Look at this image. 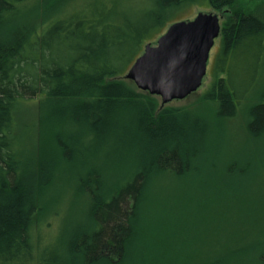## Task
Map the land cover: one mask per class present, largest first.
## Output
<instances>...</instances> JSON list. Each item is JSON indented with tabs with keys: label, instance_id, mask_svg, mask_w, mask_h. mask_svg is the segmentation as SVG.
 I'll return each mask as SVG.
<instances>
[{
	"label": "trees",
	"instance_id": "16d2710c",
	"mask_svg": "<svg viewBox=\"0 0 264 264\" xmlns=\"http://www.w3.org/2000/svg\"><path fill=\"white\" fill-rule=\"evenodd\" d=\"M34 1L0 0V33L15 30L7 43H0V264H125L137 225L141 227L144 195L150 183L165 176L215 203L220 192L239 196L246 175L258 164L255 154L264 138V2L239 10L237 0H80L38 29L18 30L14 18ZM199 5L216 12L232 10L221 26L212 81L202 99L220 122H233L246 113L245 135L253 143V157L243 149L246 154L223 162L222 171L215 163L222 155L223 129L212 130L173 111L157 117L151 95L141 94L147 99L141 104L127 84L115 81L128 73L147 44L183 21L188 8ZM40 98L47 101L45 120L57 126L60 118L61 125H67L68 133H58L59 155L66 166L59 176L48 152H43V164L31 162V155L14 142L16 110ZM118 114L125 121L117 119ZM178 118L187 124V135L176 128L174 138L166 136L154 154L141 156L118 185L108 187L103 174L92 170L91 162L101 158L109 170L125 166V155L138 139H153L159 128H171ZM83 127L82 142L73 135ZM177 133L185 137L183 142ZM208 135L211 152L206 150ZM41 164L38 174L44 183L39 176L38 187L52 190L57 180L74 185L84 211L72 230L68 224L46 238L31 228L39 211L33 186ZM211 179L217 181L212 185ZM254 213L264 215L252 208L249 216ZM249 240L202 264H230L240 258L249 260L239 264H264V234Z\"/></svg>",
	"mask_w": 264,
	"mask_h": 264
},
{
	"label": "rangeland",
	"instance_id": "374dc122",
	"mask_svg": "<svg viewBox=\"0 0 264 264\" xmlns=\"http://www.w3.org/2000/svg\"><path fill=\"white\" fill-rule=\"evenodd\" d=\"M79 1L35 0L31 7L20 10V15L14 18L15 26L19 28L18 30L38 29L52 20L57 12L64 11L67 5L77 6ZM263 2L264 0H237L236 8L251 10ZM205 11L214 12L218 16L221 26L232 16L230 9L216 12L208 6L199 5L188 8L182 14L181 19L193 20L199 13ZM14 31L13 29L6 33H0V43H7L15 35ZM217 49L218 40L210 53L207 75L202 87L196 93L185 100L173 101L165 105L162 104L160 97H152L157 105V117H160L164 111H173L176 116L179 115L182 119H196L194 121L198 124L208 125L212 130L215 129V126L223 129L224 144L219 146L222 155L216 157L217 160L219 158L220 160L215 163V165L218 164V167L220 166L219 170H221L223 162H230L237 153L240 155L245 153L243 149L252 157L254 155L252 153L253 143L245 135L246 113L242 112L233 122H220L211 107L202 99L212 81ZM115 81L127 84L141 104H143L141 101L147 100L146 96L141 95L147 92L139 90L133 82L125 79V76ZM46 102L45 99L40 98L22 104L16 110L17 129L14 142L19 148L23 147L28 156L31 155L29 157L31 162L35 159L39 162L38 164H43V159H45L43 152H48L47 155L55 160L52 165L58 170L57 176H59L66 166L59 155L57 142L61 134L58 133H68L67 125L62 126L61 122L63 121L60 118L57 119V126L48 122L47 119L45 120L42 110ZM188 113L195 116L190 117ZM121 116L123 115L118 114L116 117L125 121ZM180 118L174 121L176 124L171 128L168 126L159 128L157 136L153 139L145 142L138 139V144L134 145L135 147L132 146L125 155L127 159L125 166L114 165L111 167L113 169L109 170L101 158L91 162L92 170L103 174L108 187L118 185L124 178H127L139 160H142L146 154L148 156L154 154L155 150L165 142L166 136L172 134V138H174L176 128L178 130L180 128L181 132L187 135V124H182ZM85 131L86 129L83 127L82 131L76 132V136L73 135V138L76 139L80 136L79 140L83 142ZM177 135L180 136L182 142L185 140L181 133H177ZM206 140V144L211 145V136L208 135ZM150 141L152 143H149ZM186 141L189 140L186 139ZM210 145L206 146V150L211 152ZM260 145L261 147L255 154L258 164L252 172L246 175L245 186L239 196L228 195L227 197L226 194L220 192L221 199L217 198L218 202L215 203L212 201V197L196 192L193 188H185L184 184L173 180L172 177L165 176V178L150 183L141 203V227L137 225V237L129 247V257L125 264H202L228 248L250 243V237L261 238L264 234V215L260 216L259 213H254L249 216L252 208L264 212V138L260 141ZM143 149L149 151L142 153ZM41 165L36 167L37 178L33 175L35 177L33 193L35 205L39 211L33 217L31 228L34 235L41 232L42 237L46 238L51 235L56 236L62 227L68 224V229L72 230L74 225L81 221L84 211L82 195L74 193V185L67 184V187L63 182L57 180L55 188L52 190L44 192L38 187L39 176L41 177L40 184L44 183L42 173L38 174V168L42 170L43 165ZM211 180L209 182L213 185L216 179ZM26 194L25 190L23 197ZM245 201H248L249 205ZM200 207L202 209L198 210ZM179 249L180 251H178ZM254 258L255 256H252L250 260ZM248 260L249 258H240L239 261L230 264H239Z\"/></svg>",
	"mask_w": 264,
	"mask_h": 264
},
{
	"label": "water",
	"instance_id": "95a60500",
	"mask_svg": "<svg viewBox=\"0 0 264 264\" xmlns=\"http://www.w3.org/2000/svg\"><path fill=\"white\" fill-rule=\"evenodd\" d=\"M221 25L214 12L170 25L158 40L147 44L125 79L162 99V104L187 99L207 75L210 53Z\"/></svg>",
	"mask_w": 264,
	"mask_h": 264
}]
</instances>
